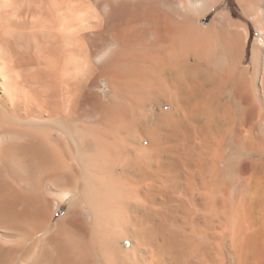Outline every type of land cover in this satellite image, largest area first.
<instances>
[{
    "label": "bare ground",
    "instance_id": "6f19581e",
    "mask_svg": "<svg viewBox=\"0 0 264 264\" xmlns=\"http://www.w3.org/2000/svg\"><path fill=\"white\" fill-rule=\"evenodd\" d=\"M0 264H264V0H0Z\"/></svg>",
    "mask_w": 264,
    "mask_h": 264
},
{
    "label": "rangeland",
    "instance_id": "374dc122",
    "mask_svg": "<svg viewBox=\"0 0 264 264\" xmlns=\"http://www.w3.org/2000/svg\"><path fill=\"white\" fill-rule=\"evenodd\" d=\"M229 1L232 3L233 0H229Z\"/></svg>",
    "mask_w": 264,
    "mask_h": 264
}]
</instances>
